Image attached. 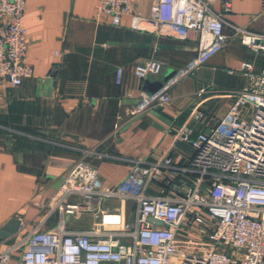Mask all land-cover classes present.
Masks as SVG:
<instances>
[{"label":"built area","instance_id":"1","mask_svg":"<svg viewBox=\"0 0 264 264\" xmlns=\"http://www.w3.org/2000/svg\"><path fill=\"white\" fill-rule=\"evenodd\" d=\"M28 1L0 0V88H16L33 77L23 27ZM133 3L101 0L99 15L108 16L114 26L131 16V29L160 37L185 41L194 33L198 46L189 68L155 94L144 95L132 112L136 115L169 106L171 88L220 53L227 36L215 0H153L148 16L135 13ZM261 4L264 19V0ZM231 8V1L222 2L225 13ZM235 32L264 57V27L260 33L236 27ZM240 70L248 86L235 93L234 103L208 132L197 133L189 124L176 131L172 150L178 143L188 145L192 155L187 164H176L169 154L134 161L121 183L107 187L97 168L79 161L41 205L43 221L0 250V264H264V70L256 74L248 62ZM133 72L144 81L160 76L163 65L147 60ZM122 75L119 69L118 84ZM208 92L201 88L198 98ZM203 117L196 108L190 113L195 121ZM110 200L119 206H108ZM128 202L133 203V220L122 208ZM54 216L61 221L49 229Z\"/></svg>","mask_w":264,"mask_h":264},{"label":"crops","instance_id":"2","mask_svg":"<svg viewBox=\"0 0 264 264\" xmlns=\"http://www.w3.org/2000/svg\"><path fill=\"white\" fill-rule=\"evenodd\" d=\"M223 1L213 6L226 21L223 50L179 79L170 90L169 106L136 115L132 112L148 95L144 81H165L169 72H184L195 61L196 35L182 41L136 31L131 16L114 26L108 16L99 15L101 0L28 1L23 27L33 77L19 87L0 88V228L18 218L21 229L0 250L43 221L41 205L79 161L97 168L107 187L121 183L134 161L169 154L178 165L188 163V145L178 143L172 150L176 131L189 124L197 133L208 132L234 103L235 93L249 84L241 64L252 63L256 74L264 70V57L235 32V27L263 31L261 0H228L232 8L227 13ZM152 2L134 0L133 11L148 16ZM147 60L160 62L163 72L143 81L133 70ZM203 87L209 92L198 98ZM194 108L204 114L202 120L190 118ZM122 208L133 220V203ZM60 221L54 216L46 226Z\"/></svg>","mask_w":264,"mask_h":264},{"label":"water","instance_id":"3","mask_svg":"<svg viewBox=\"0 0 264 264\" xmlns=\"http://www.w3.org/2000/svg\"><path fill=\"white\" fill-rule=\"evenodd\" d=\"M175 76V73L169 72L165 78V81H158V82H150V81H144V88L147 91L148 95L155 94L160 89H162L165 85V83L168 82L170 78ZM148 221L156 226H161L162 223L150 218ZM21 229V221L18 218H12L7 223H5L0 228V244L6 242L13 236H15L17 233H19Z\"/></svg>","mask_w":264,"mask_h":264},{"label":"rangeland","instance_id":"4","mask_svg":"<svg viewBox=\"0 0 264 264\" xmlns=\"http://www.w3.org/2000/svg\"><path fill=\"white\" fill-rule=\"evenodd\" d=\"M107 205L108 206H110V207H117V206H119V203L118 202H116V201H114V200H110L108 203H107ZM86 217H83V218H81L80 219V221H82L83 222V220H87V219H85ZM77 222V220H74V219H72L71 220V223H73V224H75ZM194 230V229H193Z\"/></svg>","mask_w":264,"mask_h":264}]
</instances>
